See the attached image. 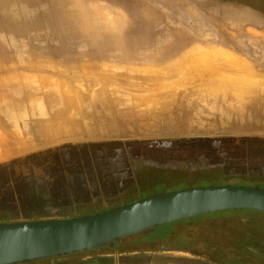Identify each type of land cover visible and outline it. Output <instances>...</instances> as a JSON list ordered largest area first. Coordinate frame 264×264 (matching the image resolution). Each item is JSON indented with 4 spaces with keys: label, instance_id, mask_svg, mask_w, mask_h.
Returning a JSON list of instances; mask_svg holds the SVG:
<instances>
[{
    "label": "rangeland",
    "instance_id": "obj_1",
    "mask_svg": "<svg viewBox=\"0 0 264 264\" xmlns=\"http://www.w3.org/2000/svg\"><path fill=\"white\" fill-rule=\"evenodd\" d=\"M28 1L0 0V223L264 187V0ZM120 243L140 253L120 264H264V216L216 212Z\"/></svg>",
    "mask_w": 264,
    "mask_h": 264
},
{
    "label": "water",
    "instance_id": "obj_2",
    "mask_svg": "<svg viewBox=\"0 0 264 264\" xmlns=\"http://www.w3.org/2000/svg\"><path fill=\"white\" fill-rule=\"evenodd\" d=\"M231 210L264 216V187H190L92 215L0 223V264H30L90 252L167 224Z\"/></svg>",
    "mask_w": 264,
    "mask_h": 264
},
{
    "label": "crops",
    "instance_id": "obj_3",
    "mask_svg": "<svg viewBox=\"0 0 264 264\" xmlns=\"http://www.w3.org/2000/svg\"><path fill=\"white\" fill-rule=\"evenodd\" d=\"M82 216H86V215H82ZM79 217H81V216H79ZM165 226H161V227H158V228H155V229L162 230V228H164ZM155 229H152V230H155ZM163 236L164 235H161V237H163ZM158 238H160V237H158ZM122 240H120L119 242H121ZM123 245L124 244H122V243H120L118 245V242H117L115 244H112V246H113L112 249H107L106 251H104L103 253L98 254V255H93V256H91V255H83V257H81L79 260H80V262H82V264H105V262L108 261V260L109 261L111 260V262L113 260L114 264H120V262L117 260V257H121L122 255H127V254H130L131 256L140 254L137 251H130L129 252V251L125 250L123 248ZM171 252L172 251L168 250L167 253H171ZM61 258H63V257H61ZM61 258L50 259L51 263H49V264H54L53 260H55V264H58L60 262ZM44 261H46V260H44ZM39 262H41V261H39ZM30 264H34V263H30Z\"/></svg>",
    "mask_w": 264,
    "mask_h": 264
},
{
    "label": "bare ground",
    "instance_id": "obj_4",
    "mask_svg": "<svg viewBox=\"0 0 264 264\" xmlns=\"http://www.w3.org/2000/svg\"><path fill=\"white\" fill-rule=\"evenodd\" d=\"M1 1H2V0H1ZM24 1H25V0H24ZM26 1H27V0H26ZM29 1H31V0H29ZM29 1H28V2H29ZM33 1L36 2L35 0H33ZM33 1H32V2H33ZM41 1H42V0H41ZM20 2H21V1H20ZM20 2H19V3H20ZM22 2H23V1H22ZM28 2H26V3H28ZM44 2H45V1H44ZM1 3H2V2H1ZM1 3H0V5H1ZM12 3H18V2H15V0H14V2H12ZM40 3H41V2H40ZM40 3H39V4H40ZM4 4H5V3H4ZM29 4H30V3H29ZM34 4L36 5V3H33V4H31V5H34ZM46 4H47V3H46ZM9 5H10V4H9ZM22 5H23V4H22ZM42 5H43L44 7H47L49 4H47L46 6H45L44 4H42ZM42 5H40V6H42ZM10 6L13 7V4H11ZM18 6H19V5H17L16 8H17ZM37 6H39V5L37 4ZM43 6H42V7H43ZM2 7H3V6H2ZM2 7H1V8H2ZM28 7H30V6H28ZM44 7H43V8H44ZM8 8L10 9V7H8ZM8 8H7V9H8ZM18 8H19V7H18ZM20 8H21V9H20ZM20 8H19V10H22V9L24 8V6H23V7L20 6ZM34 8H37V7L34 6ZM34 8H30V9H32V11H33ZM43 8H42V9H43ZM11 9H12V8H11ZM27 9H28V8H27ZM2 10H3V9H2ZM5 10H6V8H5ZM24 11H25V10H24ZM26 11H27V10H26ZM41 11L43 12L44 9L41 10ZM45 11H46V10H45ZM45 11H44V12H45ZM3 12H4V11H2V13H3ZM8 12H9V11H8ZM22 12H23V11H22ZM28 12H29V11H28ZM30 12H31V11H30ZM33 12H34V11H33ZM17 13H18V12H17ZM17 13L15 12V14H17ZM34 13H35V12H34ZM9 14H10V13H9ZM31 14H32V13H31ZM37 14H38V13H37ZM18 15H19V14H18ZM35 15H36V13H35ZM15 16H16V15H15ZM20 16H22V15H20ZM28 16H29V15H28ZM56 24H57V23H56ZM154 28H155V27H154ZM155 30H156V29H155ZM157 35H158V34H157ZM160 36H161V34H160ZM156 37H157V36H156ZM161 38H162V37H161ZM14 45H15V44H14ZM15 47H16V46H15ZM216 49H217V48H216ZM201 50H202V49H201ZM211 50L214 51L213 49H211ZM217 50H218V49H217ZM219 50H220V49H219ZM201 52H204V51H201ZM215 52H216V51H215ZM218 52H219V51H218ZM218 52H217V53H218ZM220 52H221V51H220ZM220 52H219V53H220ZM204 53H205V52H204ZM206 53H207V52H206ZM217 53H216V54L214 53V55L219 57L220 55H217ZM221 53H222V52H221ZM224 53H225V52H224ZM224 53H223V54H224ZM207 54H210V53H207ZM211 54H213V52H211ZM225 54H227V53H225ZM225 54H224V55H225ZM228 54H229V53H228ZM214 55H213L212 60L214 59ZM224 55H223V56H224ZM206 56H207V55H205V58L203 57L202 59H207ZM221 56H222V55H221ZM226 56H227V55H226ZM234 56H235V55H234ZM234 56H233V57H234ZM228 57H229V59H230V58L233 59V57H232L230 54L228 55ZM235 57H236V56H235ZM235 57H234V59H233V62H234V63L237 62V61H236L237 59H236ZM215 58H217V57H215ZM220 59H221V58H220ZM220 59H219V60H220ZM223 59H225V57H223ZM229 59H227L226 62H228ZM231 59H230V60H231ZM235 59H236V60H235ZM239 59H240V58H239ZM239 59H238V60H239ZM210 60H211V58H210ZM217 60H218V59H217ZM234 60H235V61H234ZM207 61H208V59H207ZM212 62H213V61H212ZM222 62H223V61H222ZM238 62H239V61H238ZM245 62H246V61H245ZM230 63H231V61H230ZM243 63H244V60L242 61V64H243ZM223 64H224V63H223ZM227 64H228V63H227ZM227 64L225 63V65H227ZM239 64H240V62L238 63V65H239ZM244 64L246 65V63H244ZM231 66H232V65H231ZM241 66H242V65H241ZM241 66H240V67H241ZM227 67H229V65H228ZM232 67H234V65H233ZM235 67H238V66H237V63H236V65H235ZM195 68H196V67H195ZM244 68H245V67H244ZM248 68H249V67H248V65H247V67H246L245 69L247 70ZM233 69H234V68H232V70H233ZM213 70H214V69H213ZM230 70H231V69H230ZM236 70H237V69H236ZM241 70H242V69H241ZM246 70H245V71H246ZM249 71H250V70H249ZM249 71H247V72H249ZM216 72H217V71H216ZM250 72H252V71H250ZM217 73H218V72H217ZM252 73H253V72H252ZM250 74H251V73H250ZM214 75H215V74H214ZM9 77H10V76H9ZM11 77H12V76H11ZM11 77H10V78H11ZM16 77H18V76H16ZM16 77H15V78H16ZM216 77H217V76H216ZM222 77H223V76H222ZM20 78H21V77H20ZM23 78H24V77H23ZM23 78H22V79H23ZM3 79H4V78H3ZM5 79H6V81H5ZM5 79H4V80H1L2 82L5 81L3 85H5V84L7 83L8 76H7ZM12 79H13V77H12ZM18 79H19V78L15 79V80L18 81ZM26 79H27V78H25L24 80H21V81L19 80L20 82H19V81H18V82H19V83H22V82H24ZM29 79H31V78L29 77ZM13 80H14V79H13ZM217 80L219 81L218 77H217V79H216L215 81H217ZM229 80H230V79H229ZM244 80H245V79H244ZM244 80H243V81H244ZM246 80H247V79H246ZM10 81H11V80L9 79L8 83H9ZM16 81H15V82H16ZM2 82H1V83H2ZM27 82H29V81H26V83H22V84H26V85L28 86V84L34 82V80H31L29 83H27ZM207 82H209V81H207ZM207 82H206V83H207ZM219 82H220V83H224V82H221V81H219ZM231 82H232V81H231ZM237 82H238V81H237ZM239 82H240V81H239ZM247 82L249 83L250 81H247ZM13 83H14V81H13ZM13 83L10 82V84L14 85L15 83H14V84H13ZM19 83L16 82L15 85H16V86H17V85H18V86L21 85V84H19ZM209 83H210V82H209ZM212 83H213V82H212ZM214 83H215V82H214ZM240 83H241V82H240ZM242 83H243V84H242ZM242 83H241V84H242L241 86L244 85V82H242ZM245 83H246V82H245ZM251 83H252V82H251ZM229 84H230V83H229ZM232 84H233V83H231L230 85L232 86ZM238 84H239V83H238ZM246 84H247V83H246ZM246 84H245V85H246ZM8 85H9V84H8ZM12 85L9 86L10 88L12 87V89H10V90H13V89H14L13 87H15V86H12ZM26 85H25V86H26ZM29 85H30V84H29ZM31 85H32V84H31ZM31 85L28 86V87L31 88ZM47 85H48V84H47ZM207 85H208V84H207ZM5 86H7V85H5ZM27 86H26V87H27ZM48 86H49V87H48ZM48 86H46V87H48V88H52V87H50V85H48ZM252 86H253V84H252ZM262 86H264V85H262ZM28 87H27V88H28ZM32 87H33V86H32ZM247 87H248V85H247ZM253 87H254V86H253ZM253 87H252V88H253ZM257 87H258V86H257ZM17 88H20V86H19V87H15V89H17ZM53 88H55V87H53ZM2 89H3V88H2ZM20 89H21V88H20ZM22 89H23V88H22ZM22 89H21V90H22ZM31 89H32V88H31ZM241 89H242V88H241ZM260 89H262V88H260ZM3 90H5V89H3ZM27 90H28V89H27ZM243 90H244V89H243ZM258 90H259V89H258ZM6 91H8V89H6ZM29 91H30V90H29ZM262 91H263V90H262ZM8 92H9V91H8ZM53 92H54V91H53ZM263 92H264V91H263ZM18 93H19V95H20V92H18ZM16 94H17V93H16ZM261 95H262V94H261ZM262 96H264V95H262ZM10 97H11V96H10ZM18 97H19V96H18ZM12 98H13V96H12ZM15 99H16V98H15ZM24 99H25V98H24ZM8 100H9V99H7V101H8ZM12 100H13V99H12ZM19 100H20V98H19ZM16 101H17V100H16ZM26 102H28V100H27ZM26 102H25V103H26ZM15 103H16V102H15ZM17 103H18V102H17ZM37 103H40V102H37ZM37 103H36V105H39V104H37ZM7 104H9V102H8ZM7 104H6V105H7ZM22 104H24V103H22ZM16 105H17V104H16ZM19 105H20V108H21V104H19ZM30 105H32V104H30ZM22 106H23V105H22ZM26 106H27V104H26ZM5 107H6V106H5ZM7 107H8V106H7ZM7 107H6V108H7ZM35 107H36V106H35ZM40 107H41V106H40ZM26 109H27V108H26ZM34 109H35V108H34ZM22 110H23V109H22ZM19 111H20V110H19ZM24 111H25V110H24ZM24 111L21 112V115H23V114L25 115V114H26V113H24ZM11 114H12V113H10V115H11ZM14 114H15V113H14ZM14 114H12V115H14ZM21 115H19V116L21 117ZM24 115H23V116H24ZM25 116H26V115H25ZM16 118H17V117H16ZM16 120H17V119H16ZM18 120H19V119H18Z\"/></svg>",
    "mask_w": 264,
    "mask_h": 264
},
{
    "label": "flooded vegetation",
    "instance_id": "obj_5",
    "mask_svg": "<svg viewBox=\"0 0 264 264\" xmlns=\"http://www.w3.org/2000/svg\"><path fill=\"white\" fill-rule=\"evenodd\" d=\"M105 263H110V261H106Z\"/></svg>",
    "mask_w": 264,
    "mask_h": 264
}]
</instances>
